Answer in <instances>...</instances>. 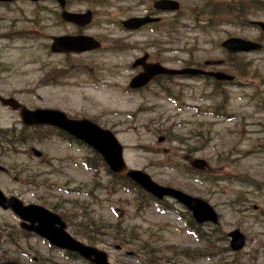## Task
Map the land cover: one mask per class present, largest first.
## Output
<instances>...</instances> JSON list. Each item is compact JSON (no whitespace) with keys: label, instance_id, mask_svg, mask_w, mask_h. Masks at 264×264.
I'll use <instances>...</instances> for the list:
<instances>
[{"label":"rangeland","instance_id":"rangeland-1","mask_svg":"<svg viewBox=\"0 0 264 264\" xmlns=\"http://www.w3.org/2000/svg\"><path fill=\"white\" fill-rule=\"evenodd\" d=\"M182 1L186 5L195 0ZM230 2L235 6L229 8ZM258 2L222 0L220 9L226 17L234 12L230 18L238 22H264ZM78 4L73 0L69 10L82 12L89 7L95 12L94 24L85 34L103 41L108 51L50 54L52 36L75 32L61 24L51 3L20 4L22 13L17 15L0 10V94L32 109H58L111 130L124 147L128 168L206 200L218 213L219 225L204 227L209 243L198 241L188 231L183 214L152 202L144 204L132 192L104 188L110 180L105 170L93 174L84 167L85 159L92 157L88 149L68 146L52 136L29 145L47 162L29 158L22 146L10 145V153L0 152V165L12 168V174L0 173L1 189L62 215L68 233L85 244L88 238L94 240L89 243L104 251L110 264H264V50L240 55L233 68H223L228 73L233 70L230 74L237 75L239 84L222 86L219 97L209 86L201 88L194 81H176L170 90L173 100L155 86L141 94L127 87L133 75L130 64L139 55L129 48H147L154 57L169 60L167 67L178 68L177 60L188 57L222 59L218 45L227 37L257 40L261 33L240 24H222L204 37L184 31L174 36L166 29L125 33L118 25L116 7L106 8L101 0ZM17 123V114L0 105V128ZM35 133L40 137V131ZM194 158L207 164L199 180L185 170ZM16 224L9 212L0 210V260L85 264L65 259L35 237L17 235L16 246L7 243L5 234L19 233ZM100 226L105 229L99 231ZM235 229L245 236L244 248L237 253L228 249L226 238Z\"/></svg>","mask_w":264,"mask_h":264},{"label":"water","instance_id":"water-1","mask_svg":"<svg viewBox=\"0 0 264 264\" xmlns=\"http://www.w3.org/2000/svg\"><path fill=\"white\" fill-rule=\"evenodd\" d=\"M10 1V0H0ZM39 1V0H30ZM58 1L61 8L64 7V0ZM61 18L66 21L83 27L91 20V13L72 14L66 11L61 13ZM123 26L129 29H136L140 24H134V20H129L123 23ZM258 26L264 32V24L258 23ZM53 43L50 46V51L53 53H82L97 49L99 43L93 38L87 36H62L52 39ZM221 46L229 53L236 52H250L260 49V45L246 41L239 38H230L222 42ZM137 65V62L134 66ZM189 70L183 71H169L161 68L158 65L147 66L145 74L132 79L129 87L134 89L147 83L152 77L160 73L168 74H186ZM216 80L231 81L232 77L224 73H211ZM4 105H9L13 109L20 108L21 123L25 126L33 125H49L57 127L58 129L67 132L69 135L83 141L89 147L93 148L97 153L102 155L105 163L108 164L110 170L117 174H124L137 185H139L146 192L150 193L154 198L163 199L170 197L183 205L185 209L191 212L195 222L203 224L210 222L217 224V215L212 207L205 201L191 197L183 192L172 189L170 187H162L154 183L148 175L138 170H128L122 160V147L115 139L114 135L108 131L103 130L92 122L82 120L68 119L64 113L56 110H43L35 109L34 111L28 110L25 107L18 105L12 99L2 100ZM36 156L38 152H34ZM205 163L202 160H193L191 166L196 169H203ZM0 207L4 210H12L19 218L28 222L29 225L21 223V227L28 231H33L43 238L47 239L52 245L73 251L79 254L84 259L93 264H108L106 255L94 248L84 246L75 242L68 237L63 229L64 225L60 218L47 210L35 206H23L22 203L16 198H6L0 191ZM230 238V249L232 251H239L244 245V236L238 231L234 230L228 234ZM0 264H16L14 262H4Z\"/></svg>","mask_w":264,"mask_h":264},{"label":"flooded vegetation","instance_id":"flooded-vegetation-1","mask_svg":"<svg viewBox=\"0 0 264 264\" xmlns=\"http://www.w3.org/2000/svg\"><path fill=\"white\" fill-rule=\"evenodd\" d=\"M108 1L114 4L113 9L118 10V17H121V19H129V18H160V21L157 23L145 25L144 27L140 28L139 30H136L135 33H142V32H155L157 31V28L165 26V29L168 33L174 34L176 31H179L182 27L184 29H187V25H183V20L181 18H185L187 15H191L192 12L195 14L194 16L197 18L202 17V15L205 13V6H199L198 10L195 8V11H191L188 7H184L182 0H171L176 1L179 3V10L176 12H161L157 10L156 3L160 0H104ZM24 1H16L11 4H0V8H3L9 12H20L19 3ZM204 12V13H203ZM203 13V14H202ZM165 29H162L161 31H165ZM203 27H194L193 31L195 34H203ZM159 32V31H158ZM139 57H142L144 54H147V58L144 61V63H158L161 65H168L171 62L167 60L166 62L161 59L154 57V55L151 53V51H147L146 49H140L139 48ZM224 55V57L220 60H194L193 58H187L185 60H177V64L181 67H188V68H196V69H202L204 71H216L212 70L213 64L220 63L222 67L231 66V64H234L236 61L233 59V56ZM172 63H175V60H171ZM136 72H140V67L136 68ZM194 78H201L203 80H206L207 76H196ZM209 78V77H208ZM165 80H173V78L158 76L155 77L149 84L155 85L158 82H162ZM210 80V79H209ZM207 81V80H206ZM149 85V86H150ZM172 83L169 81L167 82V88L171 87ZM27 155L30 156L28 151H25ZM8 168H10L8 166ZM11 169V168H10ZM1 172H4V174H8V171L1 170Z\"/></svg>","mask_w":264,"mask_h":264},{"label":"trees","instance_id":"trees-1","mask_svg":"<svg viewBox=\"0 0 264 264\" xmlns=\"http://www.w3.org/2000/svg\"><path fill=\"white\" fill-rule=\"evenodd\" d=\"M0 133L3 134V135L6 134V132H1V131H0ZM125 180H126V179H125ZM124 182H125V188H126V189H133V186L130 184L129 181L126 180V181H124ZM10 243H13V242H10Z\"/></svg>","mask_w":264,"mask_h":264}]
</instances>
